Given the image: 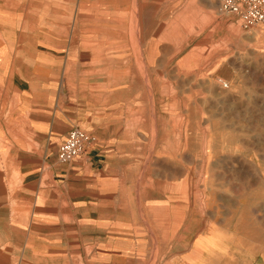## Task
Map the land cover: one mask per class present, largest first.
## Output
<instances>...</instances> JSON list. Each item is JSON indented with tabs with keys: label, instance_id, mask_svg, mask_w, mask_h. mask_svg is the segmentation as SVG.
Instances as JSON below:
<instances>
[{
	"label": "rangeland",
	"instance_id": "374dc122",
	"mask_svg": "<svg viewBox=\"0 0 264 264\" xmlns=\"http://www.w3.org/2000/svg\"><path fill=\"white\" fill-rule=\"evenodd\" d=\"M75 129L96 145L62 164ZM0 184V264H264V25L217 0H0Z\"/></svg>",
	"mask_w": 264,
	"mask_h": 264
},
{
	"label": "built area",
	"instance_id": "2783aa9c",
	"mask_svg": "<svg viewBox=\"0 0 264 264\" xmlns=\"http://www.w3.org/2000/svg\"><path fill=\"white\" fill-rule=\"evenodd\" d=\"M220 9L243 21L245 28L264 25V0H217ZM96 145V139L79 129L73 130L59 151V161L67 164Z\"/></svg>",
	"mask_w": 264,
	"mask_h": 264
},
{
	"label": "crops",
	"instance_id": "0c3cea01",
	"mask_svg": "<svg viewBox=\"0 0 264 264\" xmlns=\"http://www.w3.org/2000/svg\"><path fill=\"white\" fill-rule=\"evenodd\" d=\"M6 192L3 190L2 185L0 184V211H5V213H0V236L4 235L5 236V240L1 241L3 242H7V243H15L17 241V237L19 236L17 233V231H15V229L20 228L19 225H15L14 223H12L11 221H9L8 219V210H7V204H6ZM7 210V211H6ZM12 220V219H11ZM13 221V220H12ZM2 234V235H1ZM20 234V233H19Z\"/></svg>",
	"mask_w": 264,
	"mask_h": 264
},
{
	"label": "bare ground",
	"instance_id": "6f19581e",
	"mask_svg": "<svg viewBox=\"0 0 264 264\" xmlns=\"http://www.w3.org/2000/svg\"><path fill=\"white\" fill-rule=\"evenodd\" d=\"M185 230V229H184ZM213 248L211 244H208V240L206 238L198 240L196 243V247L194 249L193 257L197 260H205L208 258L209 252Z\"/></svg>",
	"mask_w": 264,
	"mask_h": 264
}]
</instances>
